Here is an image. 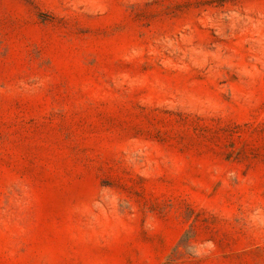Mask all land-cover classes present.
<instances>
[{"label": "rangeland", "instance_id": "obj_1", "mask_svg": "<svg viewBox=\"0 0 264 264\" xmlns=\"http://www.w3.org/2000/svg\"><path fill=\"white\" fill-rule=\"evenodd\" d=\"M0 264H264V0H0Z\"/></svg>", "mask_w": 264, "mask_h": 264}]
</instances>
